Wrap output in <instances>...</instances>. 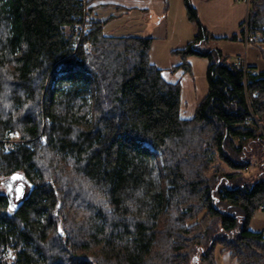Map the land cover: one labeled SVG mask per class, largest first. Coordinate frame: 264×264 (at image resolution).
<instances>
[{
  "label": "trees",
  "instance_id": "16d2710c",
  "mask_svg": "<svg viewBox=\"0 0 264 264\" xmlns=\"http://www.w3.org/2000/svg\"><path fill=\"white\" fill-rule=\"evenodd\" d=\"M83 1L0 0V177L27 179L17 210L0 192V264H218V248L264 264V68L202 48L216 37L184 0L196 32L177 69L211 62L183 118L153 38L107 35L90 7L81 36ZM250 8L264 42V0Z\"/></svg>",
  "mask_w": 264,
  "mask_h": 264
},
{
  "label": "crops",
  "instance_id": "0c3cea01",
  "mask_svg": "<svg viewBox=\"0 0 264 264\" xmlns=\"http://www.w3.org/2000/svg\"><path fill=\"white\" fill-rule=\"evenodd\" d=\"M88 1L94 18L103 21L104 32L107 35L152 37V51L156 46H162L167 48V54L173 55L172 51L191 41L192 32L196 31V27H193L194 23L187 17L184 0ZM192 2L200 19L214 35H218L217 32L219 31L213 27V20L209 16L211 11L216 16L226 14L222 19L225 18L227 25L234 22V25L237 26L235 29L237 31L234 34L238 35L239 29H241V25L246 19V6L244 3H233V6H231V0H192ZM226 4L229 5L226 6ZM217 5L219 9L216 8ZM213 8H216L218 12L212 10ZM176 34H179L178 38ZM218 36L222 37L224 35ZM151 58L153 61V52ZM247 61L249 65H253L249 62L248 56ZM161 69L168 81H177L175 76L180 73L179 71H173L172 74L166 75V70Z\"/></svg>",
  "mask_w": 264,
  "mask_h": 264
},
{
  "label": "rangeland",
  "instance_id": "374dc122",
  "mask_svg": "<svg viewBox=\"0 0 264 264\" xmlns=\"http://www.w3.org/2000/svg\"><path fill=\"white\" fill-rule=\"evenodd\" d=\"M233 3H242L236 0H231V6ZM245 4V3H244ZM229 4H226V6ZM225 6V7H226ZM246 6V5H245ZM218 5L216 6V8ZM246 6V17L248 16L249 21V13L250 8ZM216 8L212 10L217 11ZM219 9V7H218ZM222 11V9H221ZM208 13V12H207ZM221 15V16H220ZM226 14H219L216 16L213 11L209 12V16L213 20L214 29H217L219 32L218 35H224L222 37L218 35H214L211 31L210 33L216 37V39H211L207 43H205L202 48L204 49H220L223 53V56L228 59L229 62L234 63L239 58H244L248 56V60L251 64L257 65L260 68H264V42H254L251 41L249 45L246 47L245 43L240 39L241 33L239 29V39H233L235 35L236 25L228 24L227 21L222 19ZM200 17V16H199ZM228 17V16H227ZM245 17V18H246ZM216 26V28H215ZM193 27L195 28L196 25L194 24ZM225 28L224 30H221ZM196 32V31H195ZM195 32H192V39L195 35ZM225 33V34H222ZM179 34H176L178 38ZM188 41V40H187ZM190 42V41H189ZM188 42H186L183 46L181 45L180 48H184ZM173 45V44H172ZM177 48V49H180ZM167 48L162 46H156L153 52V61L157 66L160 68H164L166 71V75L172 74L173 71H179L180 73L176 75L177 82L180 83L181 88V115L183 118H192L194 117L198 109L206 98L209 90L208 79H207V72L210 65V58L207 56H191L188 59L190 64L191 70L185 72L182 69H177L179 64L182 63V59L175 55L167 54ZM156 61V62H155ZM260 125V124H259ZM264 132V130L262 129ZM258 172V168H250L247 170V173L250 175H254ZM5 178L0 177V192L5 193L6 188L4 186ZM250 228L254 231H264V212L259 211L256 213L254 218L251 221ZM217 262L218 264H237L236 262H232L230 259L229 254H222L220 248L217 250Z\"/></svg>",
  "mask_w": 264,
  "mask_h": 264
},
{
  "label": "built area",
  "instance_id": "2783aa9c",
  "mask_svg": "<svg viewBox=\"0 0 264 264\" xmlns=\"http://www.w3.org/2000/svg\"><path fill=\"white\" fill-rule=\"evenodd\" d=\"M238 2H242V3H245V5L249 8V6H251L253 0H236ZM84 3V8H85V17H84V21H83V24L81 26H78L76 28V31L77 33H79L81 36H84L90 29V26H89V22H90V16L87 12L88 8L90 7L89 5V1L88 0H84L83 1ZM243 26H244V29H245V34H244V37H243V41L246 45V47L249 45L250 41L252 38H256V35L255 34H250L249 32V21H248V16L246 17V19L244 20L243 22ZM235 64L243 69L245 72L248 70V61H247V56H245L244 58H239L235 61Z\"/></svg>",
  "mask_w": 264,
  "mask_h": 264
},
{
  "label": "water",
  "instance_id": "95a60500",
  "mask_svg": "<svg viewBox=\"0 0 264 264\" xmlns=\"http://www.w3.org/2000/svg\"><path fill=\"white\" fill-rule=\"evenodd\" d=\"M26 181H27L26 177L18 172L8 176L3 181L4 186L6 188V194L10 201V208L12 210H17L22 205V202L16 203L13 200V197L15 196L16 199L18 200L23 196Z\"/></svg>",
  "mask_w": 264,
  "mask_h": 264
},
{
  "label": "flooded vegetation",
  "instance_id": "af4514ba",
  "mask_svg": "<svg viewBox=\"0 0 264 264\" xmlns=\"http://www.w3.org/2000/svg\"><path fill=\"white\" fill-rule=\"evenodd\" d=\"M15 197H13V199H14ZM16 199V198H15Z\"/></svg>",
  "mask_w": 264,
  "mask_h": 264
},
{
  "label": "bare ground",
  "instance_id": "6f19581e",
  "mask_svg": "<svg viewBox=\"0 0 264 264\" xmlns=\"http://www.w3.org/2000/svg\"><path fill=\"white\" fill-rule=\"evenodd\" d=\"M77 20V19H76ZM92 41V40H91Z\"/></svg>",
  "mask_w": 264,
  "mask_h": 264
}]
</instances>
